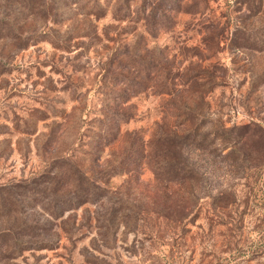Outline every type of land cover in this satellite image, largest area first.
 <instances>
[{"label": "rangeland", "instance_id": "1", "mask_svg": "<svg viewBox=\"0 0 264 264\" xmlns=\"http://www.w3.org/2000/svg\"><path fill=\"white\" fill-rule=\"evenodd\" d=\"M106 112L131 117L114 140L99 136ZM256 125L264 0H0V264H264ZM170 130L191 131L175 156L195 198L138 157ZM56 158L102 182L112 164L130 171L54 218L32 200L71 176ZM111 201L130 219L99 234Z\"/></svg>", "mask_w": 264, "mask_h": 264}, {"label": "trees", "instance_id": "2", "mask_svg": "<svg viewBox=\"0 0 264 264\" xmlns=\"http://www.w3.org/2000/svg\"><path fill=\"white\" fill-rule=\"evenodd\" d=\"M158 94L169 95L172 93L162 90ZM105 118L107 122H112L114 128L111 130H102L99 136L108 133V136H112L111 140H114L119 134L120 124L127 122V119H130L131 117L125 118L123 115L118 113L106 112ZM104 123L106 124V122ZM255 128H257V132L255 134L259 138L261 144L264 145V128L260 125H256ZM232 130L233 128L230 129V131ZM190 133L191 131H187L183 137H179L171 130L160 132L158 135H156L157 137L155 136L153 139L155 142H157L158 146H150V144L146 143L144 147V154H138V157H143L147 160V163L151 165L150 169L154 178L158 181L164 182L165 184L176 183L178 180L190 182V187L188 189L189 194L191 198H195L192 182L194 181L197 172L194 166L189 164L187 156L181 165H178L175 156V145H184V147L187 146L189 144L188 139L190 137ZM238 143L239 141H234L232 146H229L231 147V151L228 154L234 152L232 149H234ZM202 148L203 146H201L200 149ZM258 153L259 155L264 153L263 146ZM70 156L73 157L72 155ZM53 161L54 163L58 162V164L53 168L55 169V173L58 172L56 176H60L61 173L58 169H62V174L64 173L63 169H65L67 172L71 171V176H69V178L66 180L63 178V176L57 178L52 177V179L49 178L47 183H53V186L51 188L45 186L42 188V191L37 190V193L41 194V198L33 196L32 201L34 204H38L41 199H49L47 206L44 205L42 209L46 213H51L50 216H53L54 218L61 217L64 211L74 210L88 202L93 204L104 202L110 193L107 180L115 176L127 175L130 171L129 169L123 170L122 163L117 165L112 164L108 166L101 174L102 177L107 178V180L102 182L101 177H95L92 174H87L86 170H84L79 164V161H71L69 159L67 161V159L63 160L61 158H56ZM262 162L263 163L253 167L257 171L260 170L258 174L263 171L264 161ZM0 200H2L1 204L3 205H7L11 202L10 200H7V198H2L1 196ZM119 210L121 209L119 207L113 206V202L111 201L110 206L105 209V213L100 216H96L99 234H101L100 231L106 232L109 230V228H112L116 219H130V215L126 212L124 214H118Z\"/></svg>", "mask_w": 264, "mask_h": 264}]
</instances>
